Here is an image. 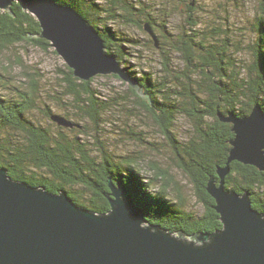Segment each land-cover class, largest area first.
Instances as JSON below:
<instances>
[{
    "label": "trees",
    "instance_id": "trees-1",
    "mask_svg": "<svg viewBox=\"0 0 264 264\" xmlns=\"http://www.w3.org/2000/svg\"><path fill=\"white\" fill-rule=\"evenodd\" d=\"M56 1L78 10L98 30L108 53L115 55L121 66L142 85L147 100L130 89L144 103L165 136L175 166L195 186L204 212L196 214L187 209L179 189L176 194L171 190L172 176L157 164L148 167L151 175H144L148 172L134 155L118 160L103 146L96 151L78 135L68 136L64 132L56 135L34 120L30 114L38 106L37 97L43 93L37 77L32 78L27 89L15 86V95L0 96V167L6 168L15 180L54 193L67 191L78 205L99 214L110 212L111 179L130 189L143 207L148 223L161 225L173 235L183 233L193 238L196 234L221 230L223 223L215 208L216 200L207 186L211 178L220 181L218 170L227 164L234 132L232 123L222 121L218 114L248 115L256 103L264 109V9L254 23L257 37L250 47L252 62L245 65L230 52L229 42L222 46L217 43V33L222 31L194 32L200 24L196 20H191L188 33L181 31V38L171 44L172 33L167 28L170 15H164V22L159 23L151 12L156 0L152 4L151 0ZM176 1L188 8L196 3V0ZM11 10L13 14L0 9V51L24 43L45 49L52 46L47 39L37 37L42 28L34 15L24 11L19 2ZM124 25L142 31H147V25L151 27L149 34L155 36L157 46L161 45L165 59L164 77L137 73L125 64L140 41L131 37L123 29ZM170 48L173 54L183 56L186 68L174 70ZM67 72L64 94L74 100L78 109L76 116L98 126L104 122L101 114L112 108V103L97 99L92 88L94 77L82 80L70 67ZM45 113L52 119L54 114L49 105ZM181 116L188 118L193 126V134L184 140L178 139L175 133ZM66 118L70 117L66 115ZM230 167L225 177L226 188L239 194L249 192L254 208L264 213V170L239 161L231 162Z\"/></svg>",
    "mask_w": 264,
    "mask_h": 264
},
{
    "label": "water",
    "instance_id": "water-1",
    "mask_svg": "<svg viewBox=\"0 0 264 264\" xmlns=\"http://www.w3.org/2000/svg\"><path fill=\"white\" fill-rule=\"evenodd\" d=\"M15 2L39 20L37 37L51 42L75 76L90 80L116 74L148 99L74 7L56 0H0V9L13 14ZM146 30L152 33L149 25ZM218 116L232 123L234 132L227 164L218 170L220 181L211 178L207 186L216 200L221 230L186 240L183 233L176 236L148 223L123 183L110 179L111 209L99 214L78 205L67 191L54 193L15 180L0 167V264H264V213L254 208L249 192L239 194L225 186L233 161L264 170V109L256 103L248 115ZM52 119L62 126L73 124L57 114Z\"/></svg>",
    "mask_w": 264,
    "mask_h": 264
},
{
    "label": "rangeland",
    "instance_id": "rangeland-1",
    "mask_svg": "<svg viewBox=\"0 0 264 264\" xmlns=\"http://www.w3.org/2000/svg\"><path fill=\"white\" fill-rule=\"evenodd\" d=\"M152 1H150L151 4ZM263 9L264 0H196L190 8L176 0H156L151 12L155 13L159 23L164 22L162 20L165 18L164 15H170L167 28L172 33L171 44L172 41L181 38V31L188 33L191 20H196L200 24L194 32L210 34L214 32V29L222 31L220 34L217 33L216 37L219 38L217 43L222 46L229 42L230 52L240 59L241 64L246 65L252 62L250 47L257 37L254 23ZM123 29L131 37L140 41V45L132 51L134 55L127 56L125 64L137 73L147 72L152 73L155 78L164 77L165 59L161 45L155 44L157 43L155 38L148 31H142L131 25H124ZM156 34H160L159 29ZM159 37L163 41L162 36L159 35ZM54 50L53 46L45 49L28 43L2 48L0 51V96H13L15 86L27 89L32 78H40L43 93L41 97H37L38 106L33 108L30 114L34 120L41 122L56 135L61 132L68 136L78 135V138L88 142L89 146L96 151L103 146L118 160H124L126 155H134L141 160V164L145 167L144 171L148 172L144 175H151L148 167L157 164L172 176L171 190L176 194L179 189L185 198L187 209L196 214H202L204 206L196 195L195 186L175 166L165 136L144 103L136 98L130 89L132 86L129 82L116 74L94 76L92 88L97 99L100 102L112 103V108L101 114L104 122L96 126L91 120H83L76 116L78 109L74 106V100L64 94L65 77H67L69 66ZM163 50L166 51V48ZM170 53L172 55L170 63L175 71L186 68L187 63L181 54H173L171 48ZM47 105L53 114L65 118L67 115L70 117L68 120L75 124L65 126L67 128H58L57 123L45 113ZM70 128L75 130L72 131ZM175 133L178 139H187L193 134L191 121L181 116L177 121ZM184 238L193 240L192 237L185 235Z\"/></svg>",
    "mask_w": 264,
    "mask_h": 264
},
{
    "label": "snow or ice",
    "instance_id": "snow-or-ice-1",
    "mask_svg": "<svg viewBox=\"0 0 264 264\" xmlns=\"http://www.w3.org/2000/svg\"><path fill=\"white\" fill-rule=\"evenodd\" d=\"M260 118H261V119H264V116H261Z\"/></svg>",
    "mask_w": 264,
    "mask_h": 264
}]
</instances>
